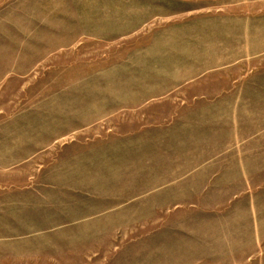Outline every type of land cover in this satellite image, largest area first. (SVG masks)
<instances>
[{"label":"rangeland","instance_id":"374dc122","mask_svg":"<svg viewBox=\"0 0 264 264\" xmlns=\"http://www.w3.org/2000/svg\"><path fill=\"white\" fill-rule=\"evenodd\" d=\"M258 148L264 0H0V264H264Z\"/></svg>","mask_w":264,"mask_h":264},{"label":"crops","instance_id":"0c3cea01","mask_svg":"<svg viewBox=\"0 0 264 264\" xmlns=\"http://www.w3.org/2000/svg\"><path fill=\"white\" fill-rule=\"evenodd\" d=\"M260 157L258 148L256 154L247 153L235 164H230L233 170L239 168L244 184L235 188V195L228 198L221 212L222 218L227 216L228 219V228L224 226L222 234L228 233L229 240L252 242L247 248L242 246L244 252H264V180L257 183L249 178L264 176V165H261Z\"/></svg>","mask_w":264,"mask_h":264}]
</instances>
